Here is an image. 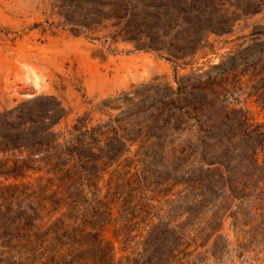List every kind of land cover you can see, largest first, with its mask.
<instances>
[{
    "label": "rangeland",
    "instance_id": "rangeland-1",
    "mask_svg": "<svg viewBox=\"0 0 264 264\" xmlns=\"http://www.w3.org/2000/svg\"><path fill=\"white\" fill-rule=\"evenodd\" d=\"M258 63L264 0H0V264H152L172 249L171 264H264V243L231 219L210 242L181 246L182 179L199 165L162 154L164 140L96 165L63 153L79 118L91 129L151 114L200 77L210 114L264 125ZM54 111L69 113L51 131L59 158L32 140ZM19 135L27 147L6 140Z\"/></svg>",
    "mask_w": 264,
    "mask_h": 264
},
{
    "label": "trees",
    "instance_id": "trees-1",
    "mask_svg": "<svg viewBox=\"0 0 264 264\" xmlns=\"http://www.w3.org/2000/svg\"><path fill=\"white\" fill-rule=\"evenodd\" d=\"M257 66L261 67L255 76L262 85L259 97L264 108V63ZM160 102L151 114L139 107L127 116L91 129L88 120L79 118L63 153L71 160H86L96 165L104 159H121L128 146L140 143L143 148L152 138L159 139L158 143L162 139V154L168 150L174 157L186 162L192 159L199 165L182 179L185 187L181 193L187 201L183 215L187 219L181 246H188L189 239L196 244L199 240L210 242L224 229L228 219L232 220L235 232L243 226L252 227L251 243H264V125L257 124L243 112L210 114V77L181 82L175 90H169L168 99ZM68 115L67 111H54V121L41 128L38 138L32 139L34 146L59 147L61 150L56 153L59 158L60 137L51 131ZM50 118L45 117L43 124ZM23 138L19 135L6 140L24 148L28 137ZM205 219L210 229L204 227L198 235L192 236ZM177 251L179 249L171 250L170 259L156 256L152 264H171Z\"/></svg>",
    "mask_w": 264,
    "mask_h": 264
}]
</instances>
